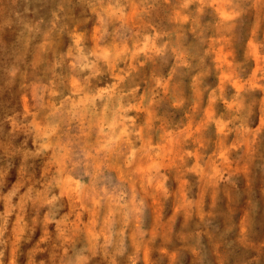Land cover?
I'll return each instance as SVG.
<instances>
[{"label": "rangeland", "instance_id": "374dc122", "mask_svg": "<svg viewBox=\"0 0 264 264\" xmlns=\"http://www.w3.org/2000/svg\"><path fill=\"white\" fill-rule=\"evenodd\" d=\"M0 264H264V0H0Z\"/></svg>", "mask_w": 264, "mask_h": 264}]
</instances>
